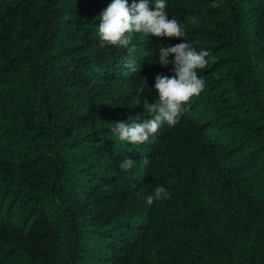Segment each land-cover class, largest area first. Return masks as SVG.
Listing matches in <instances>:
<instances>
[{
	"label": "trees",
	"instance_id": "trees-1",
	"mask_svg": "<svg viewBox=\"0 0 264 264\" xmlns=\"http://www.w3.org/2000/svg\"><path fill=\"white\" fill-rule=\"evenodd\" d=\"M111 2L0 0V264H264V0H166L186 36L127 48L99 38ZM180 42L209 51L204 90L176 125L119 140Z\"/></svg>",
	"mask_w": 264,
	"mask_h": 264
},
{
	"label": "clouds",
	"instance_id": "clouds-1",
	"mask_svg": "<svg viewBox=\"0 0 264 264\" xmlns=\"http://www.w3.org/2000/svg\"><path fill=\"white\" fill-rule=\"evenodd\" d=\"M98 35L104 45L123 46L127 48L132 40L131 33L144 32L156 37H185L181 24L175 19H169L166 0H155V10H150L149 0H112L99 15ZM135 48V45H132ZM174 54L173 59L169 57ZM210 55L209 51H197L190 42H180L175 45L159 48V63L163 66L173 65V76L157 74L154 88L158 99L152 103L144 101V109L151 118L143 119L141 123L131 124L128 120L115 121L112 131L119 140L132 144H143L160 131L165 123L176 125L186 111L184 105L193 96H198L205 87V81L198 75L197 69H204ZM127 70L136 73L140 70L134 63L127 64ZM148 163L147 160L144 161ZM120 168L128 171L135 167V162L127 158L120 162ZM135 187V185H134ZM166 188L161 185L147 197V203L170 198Z\"/></svg>",
	"mask_w": 264,
	"mask_h": 264
}]
</instances>
